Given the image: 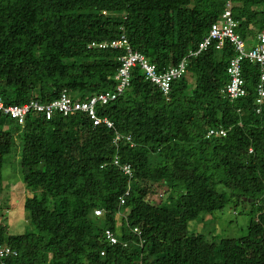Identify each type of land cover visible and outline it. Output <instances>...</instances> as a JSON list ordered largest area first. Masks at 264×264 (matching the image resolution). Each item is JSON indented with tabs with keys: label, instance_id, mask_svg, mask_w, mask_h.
<instances>
[{
	"label": "trees",
	"instance_id": "16d2710c",
	"mask_svg": "<svg viewBox=\"0 0 264 264\" xmlns=\"http://www.w3.org/2000/svg\"><path fill=\"white\" fill-rule=\"evenodd\" d=\"M226 8L243 38L264 29V0H0L5 105L45 107L64 89L78 101L112 92L124 51L91 43L123 33L158 72L185 63L168 97L134 66L122 93L95 104L113 127L93 126L82 111L54 108L47 118L45 109H31L18 123L0 110V192L14 132L20 178L35 189L24 200L29 233L4 237L0 223V241L17 251L0 264H264L261 66L242 60L246 93L231 99L220 88L235 46L211 39L193 54ZM116 133L131 134L134 144L114 141ZM229 200L248 208L237 234L210 238L190 229Z\"/></svg>",
	"mask_w": 264,
	"mask_h": 264
},
{
	"label": "built area",
	"instance_id": "2783aa9c",
	"mask_svg": "<svg viewBox=\"0 0 264 264\" xmlns=\"http://www.w3.org/2000/svg\"><path fill=\"white\" fill-rule=\"evenodd\" d=\"M230 6V2H227V7ZM237 22L233 20L231 16V11L229 8H226L222 14L221 20L216 24H213L208 38L205 42L200 44V49L193 54H197L202 48H204L211 39H216L218 41L217 47L220 48L223 44V39H228L237 50V55L230 60L229 65L227 66V82L220 88V93L231 99L243 96L246 93L244 86V81L241 76V63L243 59H248L250 62H257L261 66L260 79L256 85V103L261 104L264 99V29L260 30L256 34V40L252 47L246 49L245 41L241 38L238 32L235 29ZM92 46H97L100 48L111 47L114 49H121L124 53L120 56L119 61L120 65L117 69V73L114 75V79L117 82L115 89L113 91H106L93 95L88 101H78L72 99L71 95L67 90H62L58 98L53 99L48 106H43L37 102L30 101L23 105H5L2 96L0 95V110L4 113H9L13 118H16L18 123L24 121L25 115L32 109L41 111H46V117L49 118L52 114L54 108H57L59 111H62L64 114L73 112V111H82L87 113L89 118L92 120L93 126H97L101 123H104L107 127H113V122L106 116H98L95 104L97 102L107 103L109 100L116 98L120 93L123 92V89L126 85L129 84V75L130 70L138 65L144 72L145 77L151 83L157 85L166 97L170 93V84L171 81L175 78H179L185 71L184 60L181 61L177 66H170L163 72H158L156 66L149 62L146 56L132 48L130 45L125 33H123L119 38H115L109 41H100L92 42ZM192 54V52H190ZM260 111V108L257 109ZM214 130H210V133H213ZM220 133L224 134V131L220 130ZM125 139L132 146L134 143L132 141L131 134H120L116 133L114 141ZM113 162L116 165H119L121 170L128 174L132 175L131 166L129 163L120 164L118 156L113 158ZM128 194V190L125 191V195ZM124 202V196H120V203ZM95 215H101L103 213L102 208H95L93 210ZM134 232L138 235L140 231L137 227L134 228ZM105 237L109 240L111 244H116L118 242L117 237L110 229H105ZM126 242H123L122 245L126 246ZM17 251L11 249L6 243L0 241V259L16 255Z\"/></svg>",
	"mask_w": 264,
	"mask_h": 264
},
{
	"label": "rangeland",
	"instance_id": "374dc122",
	"mask_svg": "<svg viewBox=\"0 0 264 264\" xmlns=\"http://www.w3.org/2000/svg\"><path fill=\"white\" fill-rule=\"evenodd\" d=\"M254 29V30H253ZM259 28H251V33L247 35L245 41L246 49H249L256 40ZM189 78V76H188ZM14 146L12 155L7 158L3 167V187L0 192V223L7 228L4 237L8 234L29 233L31 231L30 222L24 209V200L31 201L35 189L25 184L19 175V156L21 141L19 133L14 132ZM245 204L233 203L229 200L223 210L210 214H204L201 221H190V229L195 232H203L210 238H218L222 235H235L239 231L241 224L248 220Z\"/></svg>",
	"mask_w": 264,
	"mask_h": 264
},
{
	"label": "clouds",
	"instance_id": "9594fccd",
	"mask_svg": "<svg viewBox=\"0 0 264 264\" xmlns=\"http://www.w3.org/2000/svg\"><path fill=\"white\" fill-rule=\"evenodd\" d=\"M125 140V139H124ZM126 141V140H125ZM133 141V140H132ZM128 142V141H127Z\"/></svg>",
	"mask_w": 264,
	"mask_h": 264
}]
</instances>
